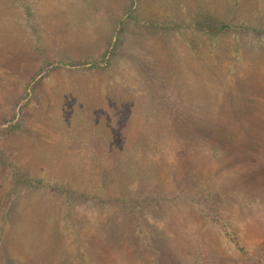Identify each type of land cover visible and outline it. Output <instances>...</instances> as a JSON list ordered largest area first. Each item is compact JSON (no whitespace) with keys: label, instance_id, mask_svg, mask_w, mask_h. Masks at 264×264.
Wrapping results in <instances>:
<instances>
[{"label":"rangeland","instance_id":"1","mask_svg":"<svg viewBox=\"0 0 264 264\" xmlns=\"http://www.w3.org/2000/svg\"><path fill=\"white\" fill-rule=\"evenodd\" d=\"M6 255L264 264V0H0Z\"/></svg>","mask_w":264,"mask_h":264},{"label":"trees","instance_id":"2","mask_svg":"<svg viewBox=\"0 0 264 264\" xmlns=\"http://www.w3.org/2000/svg\"><path fill=\"white\" fill-rule=\"evenodd\" d=\"M78 242H79V241H78ZM98 242H100L98 239L95 240V247H96V243H98ZM74 243H75V241H74ZM87 243H89V240L82 239V243H81L80 246H85ZM74 250H76L74 245L71 246V247H69V249H68V247L66 248V259H67V260H70V259H71V255H73V251H74ZM84 250H85V248H83L82 252H83ZM78 251H79V248H78ZM94 252H95V259H97V257H99L98 252L95 251V250H94ZM13 261H14V259H13L12 257L6 255V256H5V259H4V261H3V264H13ZM70 261H71V260H70ZM95 264H97L96 261H95Z\"/></svg>","mask_w":264,"mask_h":264}]
</instances>
